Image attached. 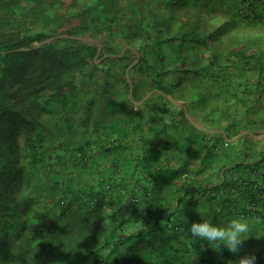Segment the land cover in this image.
Instances as JSON below:
<instances>
[{"label":"trees","instance_id":"16d2710c","mask_svg":"<svg viewBox=\"0 0 264 264\" xmlns=\"http://www.w3.org/2000/svg\"><path fill=\"white\" fill-rule=\"evenodd\" d=\"M217 9L229 21L221 23L234 22L232 30L264 26V0H0V264H235L223 246L213 249L189 231L193 222L225 226L234 217L250 222L242 251L264 264V152L229 164L217 151L228 142H207L194 127L179 134L180 110L161 93L180 85L175 71L196 68L192 53L178 55L180 44L172 45L175 25L183 43L203 48L198 57L211 73L206 58L218 52L212 39L219 35L206 33L205 24ZM116 27L131 49L107 58L118 62L114 72L95 62V43L78 37L112 39ZM240 36L226 52L261 74L264 39L251 31ZM132 46L140 58L128 72L146 69L148 88L161 93L148 104L151 128L139 112L103 123L94 117L92 131L70 145L73 132L87 131L83 125L98 112L94 95L114 99L118 86L128 93ZM107 74L120 84L104 81ZM245 86L253 109L249 96L262 90ZM195 144L201 156L160 165L164 148Z\"/></svg>","mask_w":264,"mask_h":264},{"label":"crops","instance_id":"0c3cea01","mask_svg":"<svg viewBox=\"0 0 264 264\" xmlns=\"http://www.w3.org/2000/svg\"><path fill=\"white\" fill-rule=\"evenodd\" d=\"M177 29L175 25L171 33L174 36L172 38V45L180 44L181 51L178 55L182 56L186 51L190 54L192 53V58L196 61V68H191V71L187 70L186 72L182 70H180V72L175 71L174 73H176V75H180V85L178 86L175 82H172L173 88L172 86L170 87L172 93L165 94L161 92L165 95V98L177 107L178 111L180 110L182 115L180 116L181 124L177 125L178 127H176V130H178L180 135H186L190 132L189 128L194 127L203 133L202 137H204L207 142H217L218 140L228 142L229 148L227 147L226 149L217 151L220 153L223 151L224 156L228 157L227 160L229 164L241 161L240 157L244 154L250 155L251 158L252 156L260 155L264 152V110L258 107L264 106V70L259 74L254 69L245 68V60H237L235 57L233 58L234 55L226 52L227 50L219 49L218 52H213L212 55H208L206 58L212 59L214 63L211 69L212 74L208 73L209 70L203 67L206 61H204L205 58L198 57L202 55L203 48L198 51L194 50L196 46L194 41H192L193 46H189L190 43L187 41L183 43L181 39L182 32ZM233 32L234 30L229 31V33ZM221 37L220 35V38ZM231 39L232 38H228L227 42H230ZM128 48L131 49V47ZM128 48L127 46L124 47L123 51ZM134 49L135 54L133 52ZM134 49L130 57L137 54L136 58H133V61L137 63L140 58V53L137 52L136 48ZM168 51L169 52H166V54H171L170 50ZM108 56L114 57L113 54H109ZM118 57H120V55H118ZM130 60L131 59H129V62ZM131 64H129L124 71L126 84H128L126 86L129 87L128 93L124 94L123 86H118L116 88L117 92H115L118 93V95H116L114 99L103 101V99H98L99 96L94 95L93 97L96 99L94 106L97 108L98 112L96 111L97 114H94L91 120L83 125L86 127L87 131H83V129L80 128L81 131L75 130L73 132L74 137L71 138L70 145L74 146L80 143L85 134L92 131L91 129H93L96 122L94 117H97L99 123H103V120L106 119L114 120L117 117L123 118L128 111H132V114L139 112L143 117V124L146 126L147 130L151 128L153 118L149 112L148 104L154 96L161 93L158 92V89L150 90L148 88V80H146L145 77L146 69H141L136 66L138 68H134L128 72L133 66ZM117 65L118 68L115 69L116 72L121 70L118 62ZM187 66L189 68V65ZM132 74L135 77V81H133V77L132 79L130 77ZM210 74L211 78L208 77ZM110 76L112 80L108 79V75L104 81L107 80L112 84L115 83V85L120 84L115 82V77H112V75ZM204 76L208 78H204ZM175 80L177 81L179 79L175 78ZM104 81H101V86ZM242 84L243 86L246 85L245 88L249 90H254L256 88L259 89L258 91L262 90L260 97H254L256 96L254 94L249 96L254 98V100L251 98L255 104V108L253 109H248V106L251 105L249 100L244 101L247 90H241ZM133 89L135 90L134 92ZM235 95H237V98ZM128 98H131L129 105L127 104ZM223 99L229 100V103H227L229 106H226L225 102L223 103ZM226 107L228 108V113H226L227 118H218V113L224 111ZM256 110H260L258 112L259 117L252 115L253 111ZM167 120L168 122H172L170 118ZM78 136L80 138H78ZM76 139H79V141ZM202 145L204 146L205 143ZM165 149L166 148L159 152L158 160L160 165L165 163L166 158H169L170 164L174 165V156H183L189 159L194 153H197L198 156L204 153V150H199L196 144L193 149L187 148L182 151H179L176 147H171L168 150ZM152 164H154L153 159L150 161V165Z\"/></svg>","mask_w":264,"mask_h":264},{"label":"rangeland","instance_id":"374dc122","mask_svg":"<svg viewBox=\"0 0 264 264\" xmlns=\"http://www.w3.org/2000/svg\"><path fill=\"white\" fill-rule=\"evenodd\" d=\"M225 12H221L219 9H217L216 10V12H214V14H213V16H211V18H208L207 20H206V24H205V26H206V30H205V32L206 33H209V32H207V31H210V33H211V36H213L214 34H218L219 36H218V38H216L215 37V40H214V38L212 39V43H213V45H212V47L213 48H215V49H227L228 47H231L232 46V44H231V42H232V39L233 38H235V37H237V36H240V35H242L243 33L245 34V33H247L248 31H251L252 32V36H254V38H262V39H264V26L262 27V28H257L256 26H254V27H251V28H243V29H238V26L234 29V32L233 33H229V31H231L232 29V25H233V23H231V24H228V25H226L225 26V24H223L224 26H222V27H224L225 28V30H224V28H223V31L221 30L220 32H219V27L220 26H218L219 25V23H221V22H226V21H228L227 19H225V20H223V18H221L222 16H223V14H224ZM233 14H231V16H232ZM230 20V19H229ZM229 22V21H228ZM228 22H226V23H228ZM238 23H240V22H238ZM242 23V22H241ZM240 23V24H241ZM254 25H257V26H259V23H255ZM229 28V29H228ZM231 29V30H230ZM114 31H115V35L116 36H113V38L112 39H108V38H106V36H107V34H105L104 36L102 35V36H97V37H90L89 35H84V36H80V37H78V39L79 40H82V41H86V42H90V43H95L96 45H97V48H98V50H97V53H96V55H95V62H97V63H99V62H105L106 63V65H108L112 70H114L115 71V69H117L118 68V65H117V62H113V61H111V60H107V58H109L110 56H108L109 54H113L114 55V57H110L111 59L112 58H116V57H118V55H122L123 54V50H124V47H126L127 46V48L129 47V45H126L125 43H124V41L122 40V38L120 37V35H119V27H116L115 29H114ZM239 31L241 32V33H239ZM220 35L223 37H221L220 38ZM228 38H232L231 39V41L230 42H227V39ZM54 39V38H53ZM53 39H49V41H52ZM219 39V40H218ZM238 40H244V39H241V36L238 38ZM215 41H218L217 42V44H216V42ZM106 42H108L109 44L108 45H111V46H113V47H115V49L113 50V51H111V53H110V51H107V50H105L104 48H103V46H104V43H106ZM35 45H37L38 43L37 42H35L34 43ZM135 47H133L132 46V50L134 49ZM134 54H135V49H134ZM100 53V54H99ZM137 55V54H136ZM136 55H134L133 57H131V61L130 62H132L133 64H131V65H134L136 62L135 61H133V58L135 57L136 58ZM112 75V74H111ZM138 75V74H137ZM111 76H109V80H112V78H110ZM113 77V76H112ZM130 77H131V79H132V77H133V81H135V77L133 76V74L132 75H130ZM114 79V78H113ZM130 79V78H129ZM178 101V100H177ZM61 125H63V124H61ZM61 125H59V128H61L60 126ZM62 129V128H61ZM77 131H81L80 130V128L77 130ZM72 137H74V135H72ZM78 138H80L79 136H78ZM19 140H20V142H21V139L19 138ZM77 141H79V139H76Z\"/></svg>","mask_w":264,"mask_h":264},{"label":"clouds","instance_id":"9594fccd","mask_svg":"<svg viewBox=\"0 0 264 264\" xmlns=\"http://www.w3.org/2000/svg\"><path fill=\"white\" fill-rule=\"evenodd\" d=\"M189 231L194 239L207 242L213 249L223 246L224 250L236 257L235 264H257L254 253L242 251L250 233V222L246 218L234 217L225 226L205 219L191 223Z\"/></svg>","mask_w":264,"mask_h":264}]
</instances>
